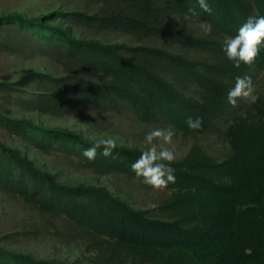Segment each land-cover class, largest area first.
<instances>
[{"label":"trees","instance_id":"16d2710c","mask_svg":"<svg viewBox=\"0 0 264 264\" xmlns=\"http://www.w3.org/2000/svg\"><path fill=\"white\" fill-rule=\"evenodd\" d=\"M99 13H56L78 25L112 29L136 37L154 38L202 55L199 60L146 45L125 46L73 39L57 26L19 16L0 17L28 39L58 58L65 74L38 79V91L17 99L24 111L63 117L82 105L117 110L128 107L137 117H158L181 134L210 133L222 137L228 155L215 161L197 144L171 163L175 183L158 206L159 217L145 216L113 198L104 188L66 186L39 171L17 149L0 143V190L31 203L40 213L62 216L91 241L109 240L125 249L131 264H264V45L252 65L235 68L222 51L249 16L264 15V0H207L211 14L196 0H89ZM208 22L221 39L195 36L174 17ZM0 43V50L12 52ZM250 76L260 99L227 102V91L237 76ZM45 78V79H44ZM12 89L0 82V93ZM203 117L198 131L185 125L187 117ZM0 128L34 147L58 148L77 164L97 175L119 173L136 178L130 165L141 150L117 146L111 156L97 151L83 157L94 142L76 135L37 129L26 121L0 112ZM137 179V178H136ZM139 182L140 180L137 179ZM141 183V182H140ZM145 186L143 183H141ZM148 187V186H145ZM251 249V254H246ZM0 264H57L0 247Z\"/></svg>","mask_w":264,"mask_h":264},{"label":"rangeland","instance_id":"374dc122","mask_svg":"<svg viewBox=\"0 0 264 264\" xmlns=\"http://www.w3.org/2000/svg\"><path fill=\"white\" fill-rule=\"evenodd\" d=\"M101 8L100 3L89 0H0V17L14 15L23 20H38L45 26L63 29L73 39L125 46L146 45L188 59L202 58L198 52L181 49L177 45L151 37L140 38L118 30L78 25L56 15L66 12L93 14L99 13ZM173 20L192 35L221 39L213 31L205 34L198 27L200 22L190 17H174ZM0 43L13 47L12 52L0 50V82L8 83L12 89L6 94L0 93V112L6 117L21 119L37 129L70 133L88 142L95 143L98 139L110 136L117 140V146L139 150L144 148L145 133L159 127L174 132L172 142L165 147L175 153L176 159L183 157L192 144L199 145L215 161L228 155V147L218 135L181 134L158 117L151 121L137 117L128 107L117 110L96 109L75 100L73 112L63 117L21 110L16 104L17 99L27 98L31 93L37 92L38 79L44 76L57 78L65 72L58 58L51 57L45 48L34 39H28L15 26L2 28ZM260 80L264 87V72ZM0 143L17 149L36 169L53 175L57 183L66 186L102 187L113 198L141 211L147 217H159L157 208L170 193L166 189L153 190L145 187L136 178L123 174H94L80 167L74 157L64 155L58 148L44 152L3 128H0ZM0 247L57 264L132 263L125 249L115 246L111 241H91L82 236L64 217L40 213L33 204L1 190Z\"/></svg>","mask_w":264,"mask_h":264},{"label":"clouds","instance_id":"9594fccd","mask_svg":"<svg viewBox=\"0 0 264 264\" xmlns=\"http://www.w3.org/2000/svg\"><path fill=\"white\" fill-rule=\"evenodd\" d=\"M196 5L203 12L211 14L212 9L207 0H196ZM198 14L195 7L189 8L185 19ZM198 27L205 34H209L213 30L212 24L208 22H201ZM261 45H264V15H254L246 19L234 36H227L224 39L222 51L233 67L240 68L241 64L250 66L255 62ZM240 98L250 104H254L260 99L250 76H237L234 86L227 91L229 105L235 106ZM185 125L190 131H198L203 125V117L189 116L185 120ZM173 135L172 130L159 127L147 131L144 135V148L139 157L130 165L136 178L153 190L166 189L169 183L174 184L176 181L175 169L170 167L176 159L175 153L165 147L172 142ZM157 141L160 143H156ZM116 148L117 140L107 136L98 139L92 147L85 149L82 155L88 160H93L98 150L101 155L107 157L111 156ZM246 254L250 255L251 249H246Z\"/></svg>","mask_w":264,"mask_h":264}]
</instances>
